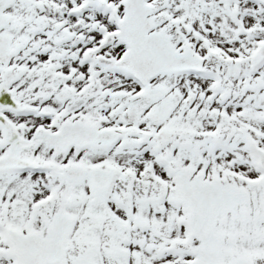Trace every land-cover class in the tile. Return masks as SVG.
Wrapping results in <instances>:
<instances>
[{
	"label": "snow or ice",
	"instance_id": "obj_1",
	"mask_svg": "<svg viewBox=\"0 0 264 264\" xmlns=\"http://www.w3.org/2000/svg\"><path fill=\"white\" fill-rule=\"evenodd\" d=\"M0 264H264V0H0Z\"/></svg>",
	"mask_w": 264,
	"mask_h": 264
}]
</instances>
